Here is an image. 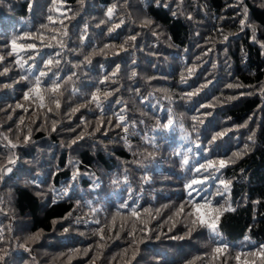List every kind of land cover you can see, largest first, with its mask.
<instances>
[{
  "label": "trees",
  "instance_id": "1",
  "mask_svg": "<svg viewBox=\"0 0 264 264\" xmlns=\"http://www.w3.org/2000/svg\"><path fill=\"white\" fill-rule=\"evenodd\" d=\"M52 57L59 108L24 99ZM0 58V264H264V0H0ZM209 173L192 197L232 209L218 237L188 214Z\"/></svg>",
  "mask_w": 264,
  "mask_h": 264
},
{
  "label": "snow or ice",
  "instance_id": "2",
  "mask_svg": "<svg viewBox=\"0 0 264 264\" xmlns=\"http://www.w3.org/2000/svg\"><path fill=\"white\" fill-rule=\"evenodd\" d=\"M113 12L114 9L113 8H109L107 10V15L109 18H111L113 16ZM48 20L51 22L52 21V17L49 16ZM152 21L151 20H146L144 21V24H151ZM241 28L243 29L245 26V20H241ZM121 24H123V21H121L119 24H114L112 27L108 28V34L111 35V33H113L116 29L121 27ZM42 28H47V25H42ZM252 31L254 32L255 30L252 29ZM64 36L67 35V32L64 31L63 34ZM26 38H27V34H26ZM37 39H40L41 41H43L44 37L43 35L37 37ZM53 40L56 39L55 36L52 37ZM81 39L83 40L84 37H81ZM130 40H135L136 37L135 36H131L129 38ZM225 40L228 39L227 36L224 37ZM254 39V37H253ZM128 41H124V43H122L120 45V49L122 51H127V49L124 47L125 44H127ZM56 44L60 45L61 47H63V43L61 40H56ZM48 47H52L53 45L51 43H49L47 45ZM109 47L115 48V45H105L104 49H107ZM11 49H12V53H17V50L19 49L20 51H27V50H37V45L35 43H29V44H18L16 39L11 40ZM104 49H101V52L104 51ZM37 55L39 54V52L37 51L36 53ZM97 53L93 52L92 55H96ZM116 54V53H114ZM60 54L57 53L56 56H59ZM2 59V58H0ZM29 59L34 60L35 58L30 56ZM85 61L87 63H91V57L87 56L85 57ZM16 63L19 65V67L21 69H23L25 67V64H27V61H23L21 62L20 59H17ZM60 64V60L56 59V57H52L49 58L45 61H43V66L44 69L46 70H39L38 73L34 76L33 80L29 81L30 87L28 88V91L24 94V99L25 100H29V99H35L37 101H39V106L40 107H44V101H45V93H47L53 100L54 103L56 104V107L59 108V95H62V93L60 92V88H61V84L58 83V81L60 80L59 74L56 72H53V68L57 67ZM29 68H35V63H33L32 65H29ZM119 70V68L117 67V71ZM6 71V70H5ZM195 71V68H190L188 70V75L191 76L193 74V72ZM51 74V76H50ZM113 76L115 75V73L112 74ZM136 73L133 72L132 76H135ZM22 79L24 80H28V77H22ZM45 79L49 80V85L42 87V85L44 84ZM70 79V78H69ZM105 79L107 80L108 77H105ZM66 82V81H65ZM208 83H211V81H209ZM208 83L200 85L199 88H197L195 90V92H189L187 93V97L191 98L193 95H198L199 92L203 89L208 87ZM231 87V86H230ZM31 94V95H30ZM108 95H111V93H105L104 94V99L106 100ZM92 102L95 103L96 107L98 109H100L102 111V101H101V97L99 95V90H97L96 93H94L92 95ZM18 108H22L23 105H17ZM201 108H211L213 107V105H201ZM52 109L49 108L48 111H51ZM78 108H74L73 112L78 111ZM207 115H211V112L207 113ZM119 119L121 121L124 120V116L120 115ZM192 119L194 121L198 120L199 118L197 116H193ZM204 121L202 119L199 120V123H203ZM173 124V120L172 119H168L167 124L164 125V127H170ZM31 130L29 129V132ZM53 131H55V124H53ZM125 131H127V128H125ZM225 131H220L217 132L215 135L211 136L209 143H215L219 138L223 137L225 135ZM251 140V137L249 138ZM28 140H30V135L25 137V142H27ZM73 143H75V141H73ZM12 147H16V145H12ZM245 148H247V145L244 146ZM240 153L236 152L233 153V157H239ZM229 162H234V159H232L231 161H226L224 159L221 160H209L206 164L201 163L199 164L198 167H196L194 169L195 173L200 174V173H207L209 171V169H215L216 171H219L220 169L226 167L228 165ZM10 163H12V161H10ZM183 164L185 166H187L189 164V159L187 156L184 157L183 159ZM12 168L8 167L5 170H0V181H2L4 179V176L6 175V173H11ZM211 175V173H209V175H206L203 177V179H197V178H193L190 180V182H188L185 187L187 189H189V197H190V202H191V211L188 213L190 216L193 217L192 220V224L195 227L197 224H199V226L207 229L213 237H218L220 236V233L218 231V222L220 220L221 214L223 212L226 211H231L232 209L230 207H225L224 205H220L219 207H213L211 204V201L209 199H206L205 197L201 196L200 200L203 202H197V200L195 198L192 197V192H195L198 190L200 185H203L207 182V180L209 179V176ZM220 184L223 185L224 188V192H227L230 188V184L229 182H225L224 180H220ZM219 195H223V193H218ZM181 211H183V205H181ZM132 215L136 216L138 215V213L136 212L135 209L132 210ZM65 231H68V229H65ZM34 239H39V235L37 234L36 237H34ZM224 248H227V244H223L222 247H216L214 249V251L216 253H220L223 251ZM257 256H259L261 258L262 261H264V247H261L260 250L255 254ZM3 257L0 256V260H2ZM237 259H239V257H237ZM245 264H248L247 261H245Z\"/></svg>",
  "mask_w": 264,
  "mask_h": 264
}]
</instances>
